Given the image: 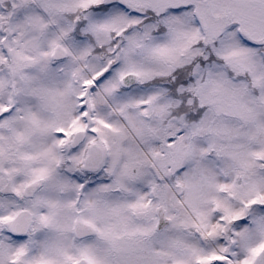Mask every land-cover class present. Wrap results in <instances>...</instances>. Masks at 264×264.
Instances as JSON below:
<instances>
[{
    "label": "snow or ice",
    "instance_id": "6c2138e0",
    "mask_svg": "<svg viewBox=\"0 0 264 264\" xmlns=\"http://www.w3.org/2000/svg\"><path fill=\"white\" fill-rule=\"evenodd\" d=\"M0 264H264V0H0Z\"/></svg>",
    "mask_w": 264,
    "mask_h": 264
}]
</instances>
